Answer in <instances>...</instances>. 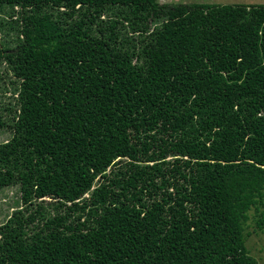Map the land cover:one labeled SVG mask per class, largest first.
I'll list each match as a JSON object with an SVG mask.
<instances>
[{"label": "trees", "instance_id": "trees-1", "mask_svg": "<svg viewBox=\"0 0 264 264\" xmlns=\"http://www.w3.org/2000/svg\"><path fill=\"white\" fill-rule=\"evenodd\" d=\"M0 14L14 35L0 190L20 193L0 264H257L264 5L0 0Z\"/></svg>", "mask_w": 264, "mask_h": 264}, {"label": "rangeland", "instance_id": "rangeland-1", "mask_svg": "<svg viewBox=\"0 0 264 264\" xmlns=\"http://www.w3.org/2000/svg\"><path fill=\"white\" fill-rule=\"evenodd\" d=\"M159 3L164 4H214V5H264V0H157ZM7 11V10H6ZM9 21V17L0 14V19ZM7 40L10 47L14 46V35H10L5 39L4 34L0 33V41ZM3 66H0V76L5 75ZM5 78V77H4ZM11 92L6 90L5 93L0 91V107L10 102ZM8 133L0 132V142L8 138ZM20 193L17 188H5L0 190V224L4 223L13 209L17 206ZM47 201H50L46 198ZM248 221L246 228L251 235L246 241V248L248 254L253 257L257 264H264V230L256 231L253 227V222L256 218V212L251 209L248 213Z\"/></svg>", "mask_w": 264, "mask_h": 264}]
</instances>
